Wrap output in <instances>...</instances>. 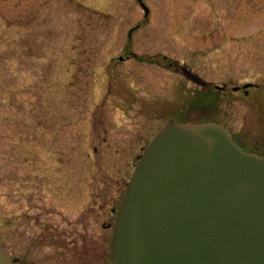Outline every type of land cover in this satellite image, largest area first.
Instances as JSON below:
<instances>
[{
    "label": "rangeland",
    "instance_id": "1",
    "mask_svg": "<svg viewBox=\"0 0 264 264\" xmlns=\"http://www.w3.org/2000/svg\"><path fill=\"white\" fill-rule=\"evenodd\" d=\"M143 2L147 18L135 0H0V245L15 264L111 255L107 209L139 143L170 123L175 88L200 89L167 62L211 85H257L193 113L264 145V0ZM125 48L136 58L119 60Z\"/></svg>",
    "mask_w": 264,
    "mask_h": 264
},
{
    "label": "water",
    "instance_id": "2",
    "mask_svg": "<svg viewBox=\"0 0 264 264\" xmlns=\"http://www.w3.org/2000/svg\"><path fill=\"white\" fill-rule=\"evenodd\" d=\"M136 1L146 18L148 7ZM0 264H14L2 245ZM112 264H264V158L215 122L167 125L127 184Z\"/></svg>",
    "mask_w": 264,
    "mask_h": 264
},
{
    "label": "flooded vegetation",
    "instance_id": "3",
    "mask_svg": "<svg viewBox=\"0 0 264 264\" xmlns=\"http://www.w3.org/2000/svg\"><path fill=\"white\" fill-rule=\"evenodd\" d=\"M124 51H125L124 52L125 53V57L118 58L119 60L123 61V60H127L129 58H136V55L133 52H131L129 49L125 48ZM126 51H127V53H126ZM164 60H165L164 57H162L160 60H159V58H149L148 57V62L147 63L148 64H155V65L162 66L164 64ZM166 65H167V67L169 69L174 70L176 73L181 72V70H180L181 69L180 68L181 65L179 63H177V62H167L164 66H166ZM243 85L234 86V87L230 86V85L229 86H218V85H211L210 83L207 82V84L204 87H200L199 90H195V91H190V90L185 91V90H183V91L180 92L178 90V88H175V90L172 92V101L174 100V102L171 104L170 108L167 107L169 109L164 111V113L167 114V117L171 119L170 122H174V121H178V122H209V121H215V122L221 124L219 121H217L215 119V117H212V116L209 117L207 113H204V112L193 113V111H194L193 109H196V107L194 106V99L198 96V94L202 95L203 99H207V100L215 99L214 92H217V93L219 92L220 94H225L227 96L231 95V93H238V94L241 93L242 95L246 96V95H248L250 93L252 94V90L255 91L257 89V87H258L257 85L253 84L250 87H245L244 88ZM160 102H158V100L152 101L150 109L154 108L156 110L155 112L161 113L162 108L160 106ZM155 106H156V108H155ZM200 106H204V105L201 104ZM197 109H199V108H197ZM151 112H153V111H151ZM158 115H155V116L157 117ZM221 125H223V124H221ZM232 134H233V140L240 147H242L243 149H245L247 151H253L255 153H258L259 155H262L264 157V153H262L264 151L263 141L261 143H257V142L251 143L250 140H247V141L243 142V141H240L236 137L235 133L232 132ZM138 140H139V142H141V141L143 142V139H141V138L138 139ZM248 142L250 143L249 145H248ZM148 143H147V145H148ZM139 145H140L139 150H144L145 147L147 146V145L144 146V144H141V143H139ZM138 156H139V154L137 155V157L134 158L135 159L134 162H136ZM122 197H123V194H121V195L118 194V196L116 198H114V202L111 204V207L109 209H107L108 214H114L115 211L117 212L118 209H116V208H117L118 205H120ZM113 226H114V224H112V225L111 224H107L106 227L107 228H111V227L113 228ZM112 231H113V229H112ZM49 236H51L52 238L55 237L54 234H51ZM72 245L73 244H71L70 246H72ZM75 246H76V244H75ZM56 249L61 250L62 247H56ZM65 251H66V249H64L63 252H65ZM77 252L79 253L78 254L79 255L78 259H79V261L81 263H83L84 260H86L85 264H94V263L111 264L112 255H110V254H106L105 253L104 256L101 257V261L99 262L98 258L95 259V251H93V254L89 253V255H90L89 257L86 255L84 259L82 258V257H84L82 255L86 254V250H85L84 254H83V252H81V248H79L77 250ZM53 254L54 253L52 251V256H53ZM14 261L16 263L15 259H14Z\"/></svg>",
    "mask_w": 264,
    "mask_h": 264
},
{
    "label": "trees",
    "instance_id": "4",
    "mask_svg": "<svg viewBox=\"0 0 264 264\" xmlns=\"http://www.w3.org/2000/svg\"><path fill=\"white\" fill-rule=\"evenodd\" d=\"M210 100V101H209ZM203 99L202 95L198 94V96L194 99V106L199 107L201 104H211V102H214L215 99Z\"/></svg>",
    "mask_w": 264,
    "mask_h": 264
}]
</instances>
